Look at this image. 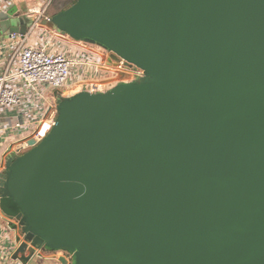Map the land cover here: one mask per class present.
<instances>
[{"label":"water","instance_id":"1","mask_svg":"<svg viewBox=\"0 0 264 264\" xmlns=\"http://www.w3.org/2000/svg\"><path fill=\"white\" fill-rule=\"evenodd\" d=\"M52 24L145 80L60 101L6 169L25 239L73 264H264V0H76Z\"/></svg>","mask_w":264,"mask_h":264},{"label":"built area","instance_id":"2","mask_svg":"<svg viewBox=\"0 0 264 264\" xmlns=\"http://www.w3.org/2000/svg\"><path fill=\"white\" fill-rule=\"evenodd\" d=\"M16 1L21 0H0V14ZM25 1L26 11L17 8L14 16L31 15V25L25 33H11L0 43V176L5 174L8 157L26 153L46 137L60 101L145 80L139 68L111 51L65 34L63 40L59 38L61 32L52 24L50 12L55 0ZM37 31L45 38L42 46L41 37L33 36ZM22 253L28 261L49 258L55 260L53 264H73V255L66 251L44 257L39 247L25 239L19 220L0 208V264L14 262Z\"/></svg>","mask_w":264,"mask_h":264},{"label":"rangeland","instance_id":"3","mask_svg":"<svg viewBox=\"0 0 264 264\" xmlns=\"http://www.w3.org/2000/svg\"><path fill=\"white\" fill-rule=\"evenodd\" d=\"M71 2H72V0L71 1L70 0H55V2L53 3L50 11L56 13V11L61 6V4H64V6H68L69 4H71ZM19 8L22 9L23 11H25L26 5H25L24 1L21 2V4L19 5ZM6 21H9L10 28H20L21 24H22V19H20V18H18V19L17 18L16 19H9L8 16H4V14H0V28H5L4 24H5ZM31 23H32V18H29L24 23V25L26 27H29L31 25ZM5 32H7V29H6ZM7 36H8V34L5 33L3 39H5ZM87 42H89V41H87ZM15 158H17V157L16 156H14V157L10 156V157L7 158V160H6V169L11 165V163L15 160ZM5 178H6V173L4 175L0 176V193H1L2 185H3L4 181H5Z\"/></svg>","mask_w":264,"mask_h":264},{"label":"crops","instance_id":"4","mask_svg":"<svg viewBox=\"0 0 264 264\" xmlns=\"http://www.w3.org/2000/svg\"><path fill=\"white\" fill-rule=\"evenodd\" d=\"M24 1L25 2V5L27 6V2L25 0H21V1H16L14 3V6H16L19 10L23 11L22 9L19 8V5L21 4V2ZM60 9L61 8H64V4H61V6L59 7ZM58 8V9H59ZM26 11V9H25ZM23 11V12H25ZM52 14H55L54 12L50 11ZM41 35V31H37L33 34L34 37H37V36H40ZM63 33L60 34L59 38H61L63 40ZM41 38L39 39V43H40V46H42L45 42V38L43 36H40ZM3 41V38H0V43ZM84 43L88 44V45H95V44H92L91 42H87V41H83ZM95 47L97 48H101L100 46H97L95 45ZM40 248V252L41 254L44 256V257H51L52 255H54L55 251H51L49 250L48 248H45V247H39ZM55 260H51L49 258H44V259H34V260H31V261H28L27 260V256H25L23 253L22 254H17V258L14 260V262H9V264H53V263H56L54 262ZM58 264V263H57Z\"/></svg>","mask_w":264,"mask_h":264},{"label":"trees","instance_id":"5","mask_svg":"<svg viewBox=\"0 0 264 264\" xmlns=\"http://www.w3.org/2000/svg\"><path fill=\"white\" fill-rule=\"evenodd\" d=\"M71 1V0H70ZM75 1L76 0H72V2H71V4H69L68 6H64V8H59L57 11H56V13H58V12H60V11H63V10H65V9H67V8H69L71 5H73L74 3H75ZM55 2V1H54ZM53 2V3H54ZM53 5V4H52ZM97 46H99V45H97ZM102 48V47H101Z\"/></svg>","mask_w":264,"mask_h":264}]
</instances>
